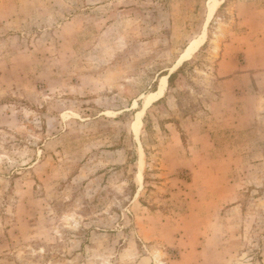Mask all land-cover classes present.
<instances>
[{"label": "rangeland", "instance_id": "obj_1", "mask_svg": "<svg viewBox=\"0 0 264 264\" xmlns=\"http://www.w3.org/2000/svg\"><path fill=\"white\" fill-rule=\"evenodd\" d=\"M0 264H264V0H0Z\"/></svg>", "mask_w": 264, "mask_h": 264}, {"label": "trees", "instance_id": "obj_2", "mask_svg": "<svg viewBox=\"0 0 264 264\" xmlns=\"http://www.w3.org/2000/svg\"><path fill=\"white\" fill-rule=\"evenodd\" d=\"M183 70V67L182 68H180L176 73H174L172 76H171V78H170V82H172L174 79H175V77L181 72Z\"/></svg>", "mask_w": 264, "mask_h": 264}, {"label": "bare ground", "instance_id": "obj_3", "mask_svg": "<svg viewBox=\"0 0 264 264\" xmlns=\"http://www.w3.org/2000/svg\"><path fill=\"white\" fill-rule=\"evenodd\" d=\"M212 13V12H211ZM213 15V14H212ZM189 51H191V48L189 47L188 49H187V52L189 53ZM163 80H165L166 81V79H163ZM163 86V85H162ZM166 87V86H165ZM164 90V89H163ZM155 95V94H154ZM157 95V94H156Z\"/></svg>", "mask_w": 264, "mask_h": 264}]
</instances>
